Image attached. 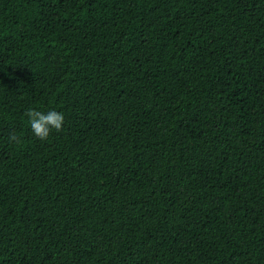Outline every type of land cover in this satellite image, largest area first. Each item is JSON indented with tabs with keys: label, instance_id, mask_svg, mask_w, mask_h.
Instances as JSON below:
<instances>
[{
	"label": "trees",
	"instance_id": "obj_1",
	"mask_svg": "<svg viewBox=\"0 0 264 264\" xmlns=\"http://www.w3.org/2000/svg\"><path fill=\"white\" fill-rule=\"evenodd\" d=\"M0 264H264V0H0Z\"/></svg>",
	"mask_w": 264,
	"mask_h": 264
},
{
	"label": "clouds",
	"instance_id": "obj_2",
	"mask_svg": "<svg viewBox=\"0 0 264 264\" xmlns=\"http://www.w3.org/2000/svg\"><path fill=\"white\" fill-rule=\"evenodd\" d=\"M25 115L29 118L33 134L40 140H47L53 130L57 133L63 130L65 116L62 112L51 110L45 114L41 111L30 109ZM9 139L16 143L20 142L15 134L11 135Z\"/></svg>",
	"mask_w": 264,
	"mask_h": 264
}]
</instances>
